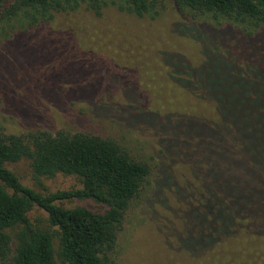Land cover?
Returning <instances> with one entry per match:
<instances>
[{
	"label": "rangeland",
	"instance_id": "rangeland-1",
	"mask_svg": "<svg viewBox=\"0 0 264 264\" xmlns=\"http://www.w3.org/2000/svg\"><path fill=\"white\" fill-rule=\"evenodd\" d=\"M104 3L97 12L80 3L48 22L0 31V131L98 136L146 164L110 264H264V238L246 232L210 249L180 245L205 167L186 120H217L214 105L186 89H199L198 76L212 65L261 67L264 29L245 37L227 23L179 12L171 0H157L154 13L143 17ZM7 168L42 195L79 188L73 176L34 178L26 160ZM27 217L46 226L37 208Z\"/></svg>",
	"mask_w": 264,
	"mask_h": 264
},
{
	"label": "trees",
	"instance_id": "trees-1",
	"mask_svg": "<svg viewBox=\"0 0 264 264\" xmlns=\"http://www.w3.org/2000/svg\"><path fill=\"white\" fill-rule=\"evenodd\" d=\"M110 1L136 17L153 14L157 2ZM171 1L179 12L227 23L245 37L264 29V0ZM80 3L95 12L105 5L104 0H0V31L48 22ZM197 80L199 89L186 90L211 102L217 120H186L205 176L201 195L186 212L180 245L210 249L239 232L264 238V62L251 71L244 66L243 72L212 65ZM20 160L28 162L34 178L73 176L79 188L39 194L7 168ZM147 175L146 164L106 138L0 131V264H110L124 214ZM63 201L90 202L94 208L56 204ZM32 208L44 213L46 226L30 223Z\"/></svg>",
	"mask_w": 264,
	"mask_h": 264
}]
</instances>
